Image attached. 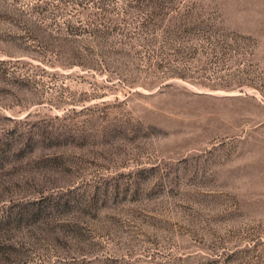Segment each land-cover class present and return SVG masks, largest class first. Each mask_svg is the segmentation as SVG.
Listing matches in <instances>:
<instances>
[{
    "label": "rangeland",
    "instance_id": "obj_1",
    "mask_svg": "<svg viewBox=\"0 0 264 264\" xmlns=\"http://www.w3.org/2000/svg\"><path fill=\"white\" fill-rule=\"evenodd\" d=\"M0 264H264V0H0Z\"/></svg>",
    "mask_w": 264,
    "mask_h": 264
}]
</instances>
